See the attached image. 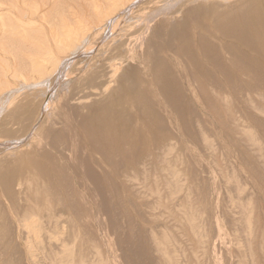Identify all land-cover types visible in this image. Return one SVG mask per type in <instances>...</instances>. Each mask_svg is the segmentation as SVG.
Returning <instances> with one entry per match:
<instances>
[{
	"label": "bare ground",
	"instance_id": "1",
	"mask_svg": "<svg viewBox=\"0 0 264 264\" xmlns=\"http://www.w3.org/2000/svg\"><path fill=\"white\" fill-rule=\"evenodd\" d=\"M1 1L3 0H0V29L14 35L13 38L17 36L19 41L21 38L22 42L27 41L30 46H33L31 48L27 44L33 52L28 53L29 49L24 50L26 54L28 53L26 56L23 55L28 58V65L25 63L28 66L25 73L23 72L25 69L23 71L12 69L15 77L13 85L1 86L4 75L0 74L2 76L0 145H4V148H0V155L5 154L4 158L2 155L0 157V197L6 202L9 212L6 211L9 214L7 216L11 218L8 221L14 222L17 228L15 231H18V234L20 231V235L24 236L22 238L24 243L30 248H33L34 241L39 245L45 244L42 248L47 250L43 259L54 260L53 263H55V254H58L59 264H68L76 257L79 260L76 264H82V262L83 264L95 262L108 264V258L102 254L101 250L82 251L79 247L76 253L73 251L78 233L81 230L91 233V229L96 227L94 224L92 228L93 218L97 216L95 214H101L96 205L98 201L102 205L107 203L110 188H116L114 199L121 201V195L118 194L120 197L118 199L116 191L123 192L127 186L125 182L128 181L130 185L129 182L134 183L143 178V183L147 182L145 180L148 179L145 174L147 165L155 164L161 153L166 155L162 159L165 163L159 159L163 162H160L161 167L164 164L160 171H168L164 175V186L169 188L172 185L175 173L173 174L171 170L167 154L178 137H173L178 133L171 134L175 129L177 130L173 128V125H176L173 119L175 115L181 119L182 123V125L179 123L181 126L178 127L181 128L178 129L183 130L189 135L188 137L196 139V142L206 141L205 135L208 131L211 132L208 130L206 133L205 123L211 126L216 125L219 129L212 126L214 130L217 128L225 134H237L245 130L244 122L247 120L264 130V121L255 117L253 113L254 111L264 113L262 103H257L259 100L253 103L252 99L245 97L253 92L261 96L262 93H258V90L264 88V0H105V3L101 5L92 2L89 19H80L75 12L72 13L73 17H68L69 19L62 16L61 12H54L57 15L54 20L50 15L53 21L48 22V27L44 25V22H47L44 12L49 11L52 5L49 9L44 8V12L41 13L39 10L41 2H38V5L37 0L36 2L28 0L30 4L27 0H11L7 7H3L5 2L2 4ZM42 2L45 5H41V9L47 4L46 0ZM56 2L52 1L54 4ZM58 5L61 4L58 3ZM80 14H83V11ZM8 20L9 23H7ZM34 29L38 31V35L40 34V39L37 35V39L31 37L32 39L29 40L30 32L34 33ZM47 30L50 39L46 34ZM9 34L5 35L9 37ZM18 39L16 45L19 42ZM9 40L8 42L11 41ZM18 47L27 48L23 45ZM10 55L14 54L10 53ZM22 62L24 63V59ZM3 63L6 68L8 63L5 61ZM5 68L1 71L5 72ZM7 69L9 72L8 66ZM219 75L223 76L224 80L220 79ZM239 75H246L249 78L242 85L243 88L239 82L237 83L239 87L235 83L240 78ZM6 81L4 82L7 83L9 80ZM225 85L232 86L231 89L235 94L233 92L228 94L226 91L227 94H225L222 90ZM242 89L246 93L243 91L244 94H241ZM228 95L231 96L230 101L234 98L241 99L242 96L245 99L237 100L235 105L234 103L230 105V101L227 102ZM246 101L249 104L245 103ZM173 114L175 115L172 116ZM175 125L174 127H177ZM207 129H210L209 126ZM19 132L23 133H21L22 136ZM174 138L175 141H172ZM247 146L239 145L240 152L245 153ZM11 149L12 153L9 152ZM163 156L164 154L161 157ZM261 171L260 173L263 174L264 171ZM139 183L142 185V182ZM123 187L125 188L122 191H118ZM133 187L131 190H135ZM163 191L167 193V190ZM160 193L156 192L159 198L164 192ZM165 193L164 196H172L169 190L167 195ZM197 198L199 200V197ZM124 201L125 199L122 200L123 203ZM124 206H120L121 210L125 208ZM3 207H5L4 204ZM6 212L4 210L1 213L4 215ZM2 215L1 217H4L6 214ZM124 217L127 218V216ZM131 218H128L127 222H132ZM210 222L211 220L206 227L210 226ZM99 224L98 221L96 225ZM102 225L100 224L103 228ZM196 228L197 225H194L193 229ZM98 230L95 232L93 229L95 233H98ZM128 233L127 235L130 236ZM63 234H70L74 238L60 239L59 237L64 236ZM88 234L84 235L88 238L94 236L89 237ZM110 234L109 236L112 235ZM85 236L84 239L87 238ZM103 236L102 234L101 237ZM101 237H97L98 240ZM79 238L81 240V236ZM52 240H59L60 243L53 247ZM125 240L123 241L129 243ZM134 241L137 243V240L133 238L130 243ZM136 243L133 246H136ZM101 245L98 246L101 247ZM85 246L83 248H86ZM87 246L89 247V244ZM138 248L135 249L139 250ZM104 250L108 252V249ZM32 251L33 249L28 253ZM205 251L207 253L208 250L205 249ZM112 252L114 253L113 249ZM111 254L109 256H113ZM161 259L158 260L160 263ZM139 260L141 262L143 259ZM145 261L144 264L148 262ZM133 262L136 261L130 264H134Z\"/></svg>",
	"mask_w": 264,
	"mask_h": 264
},
{
	"label": "rangeland",
	"instance_id": "2",
	"mask_svg": "<svg viewBox=\"0 0 264 264\" xmlns=\"http://www.w3.org/2000/svg\"><path fill=\"white\" fill-rule=\"evenodd\" d=\"M10 1L11 0H5V1L3 0V2H5L3 7H7L8 3ZM32 1L29 0V2H32ZM42 1L37 0V2L36 1L35 2H36V4L38 2L39 3L41 2L42 4L40 3V6L41 5L44 6L45 4H43ZM52 1L53 2L57 1V2L54 4V3H52ZM58 1L59 0H50V1L46 0V2H45V0H44V2L47 3L46 7H42V9H41L39 6V10L42 13V12H44V10L46 8L49 9L50 5H52L50 8L51 11L49 9V11L46 10L47 12H44L45 17L47 19V22H44L45 27H48V22H51L54 20V17L57 15V13L55 14L54 12H61L62 16H65L67 18L73 17L72 13L75 12L80 19H86V18L89 19L91 16L89 13L91 12L92 2L93 3L97 2L100 5L105 3V0H92V1L91 0H84V1L83 0H80V1L79 0H74V1L73 0H67V1L61 0L59 2ZM3 2H2V4H3ZM27 2H28V0H27ZM39 3H38V5H39ZM58 3L61 5H58ZM73 3H75V4H73ZM33 4H35V3H33ZM63 4H65V6ZM88 10H89V12H88ZM82 11H83V14H80V13H82ZM48 12L49 13L52 12L53 15L51 13L49 14ZM46 13H48L49 15ZM64 13H65V15H64ZM50 15L53 18V20L50 17ZM7 23H9V20L7 21ZM36 31L37 30L34 29V33H33V31L30 32L31 36H30L29 40H31L32 38L37 39L38 37H39L38 39H40V34L38 35V31L36 34ZM0 32H1L0 35L4 33L3 34L4 37L1 35L2 39L0 36V42H1L0 43L1 44L0 45V58L2 59V60L0 59V65H1V67L5 68L3 65L4 64L3 62L5 61V63H8L7 64L8 68H10L9 72H7L8 69L6 66V68H5L6 71L4 70L6 72V74H5V72L1 71V69L3 70V68L0 67V74L4 75L3 79H2V76L0 75V84H1V79H2L3 84H1V86L2 85L3 86H5V85L10 86V85H13L15 83L14 82L15 77L13 75V72L15 70L22 69L21 71H23L25 69V71H23V72L24 73L26 72V67L28 68V66H26V65H28L27 64L28 58H26L25 56L28 53L33 52V50L31 49L33 46H30V44H28L27 41L23 40V42H22V40H21L22 38L20 39V41L17 38V36H15V38H13L14 35H12L11 33L9 34L8 32L6 33L2 30ZM5 34H7V35L9 34L10 36L8 37ZM46 34L49 37L48 39H50L48 30L46 31ZM37 35H38V37H37ZM10 37H12V38H10ZM9 38L11 41L9 40ZM17 39L19 41L18 42L19 44L17 43V45H16ZM8 40L10 42H8ZM21 42H22L23 47H27L29 45L31 48H29V47H27V48L18 47V45L22 47V45L20 44ZM25 42H26V45L24 46ZM2 45H4L5 47H3ZM15 47H17L18 51ZM14 48L16 51L14 50ZM20 49H23V51H19ZM28 49H29V52L26 54V51H28ZM30 49H31V51H30ZM24 50H26V51H24ZM10 53L14 54V55L12 56V55H10ZM19 53H21V54L19 55ZM21 55H22V57H21ZM23 55H25V56L23 57ZM25 58L27 59V61ZM19 59H20V62H19ZM23 59H24V63L22 62ZM6 60L7 61L9 60V61L7 62ZM1 61L3 64L1 63ZM16 61H18V63ZM21 62L23 63L24 66L19 65V63L22 64ZM9 63L11 64V66H9L10 65ZM25 63H26V65H25ZM14 65H15V68H14ZM18 67H20V68H18ZM22 67H24V68H22ZM10 76H11V78H10ZM238 77H240V78H238ZM238 77H237L238 79L236 78L237 82L235 81V83L237 86L240 83L239 85H241V88H243L242 85H244L246 80L248 81L249 78H247L246 75H239ZM219 78L224 80V77L221 75H219ZM3 80L4 81L9 80V81L8 82L6 81L7 83H5ZM231 88H232V86L229 87V85H225V86H223L222 90H224V92L226 91L228 94L229 93L231 94V92H233ZM243 91H244V89H242L241 94H244ZM226 92H225V94H227ZM258 93H262L261 96L262 95L263 96L261 97L259 94L256 93L257 94L256 95L253 92V93H251V95H249V96L246 95L245 97H247V99H248V97H249V99H252L253 103H256V101L259 100L257 103H259V104L262 103L261 105H263V107H264V102H262V101H264V88H260L258 90ZM241 94L240 95L238 94V96H241ZM242 97L243 98H241V99L244 100L245 97L244 96H242ZM229 98H231L230 95H228V97H227V102L230 101ZM232 98H234V97H232ZM241 99H239V98L236 100H235V98L231 99L229 104L232 105V103H234L233 105H235L236 101L241 100ZM232 100H233V102H232ZM247 102L248 101H246L245 103H247ZM247 104H249V102ZM241 108L245 109L246 107H241ZM253 113H254L255 117H258V119H262L264 121V113L260 114L259 111H254ZM174 115L175 114H173L172 116H174ZM173 119H175V121H176L175 122L176 125L175 124L174 125L177 126V127H174V125H173V128H177V130L176 129L174 130L172 128L174 131L171 132V134L175 135V133L176 134L178 133L179 135L178 134L175 136L172 135L175 138H176V136H178V137L176 138L177 139L176 143L174 142V144H173V142H172V144H173L172 149L167 154V156H168L167 159L169 160V163L172 164V165L170 164L171 170H172L173 174L175 173L174 177L172 178V183H171L172 185L169 188H165V186H164L165 185L164 180H163L164 175L167 174L168 171L167 170L160 171V168L162 169V167H164V164L161 167V163H163V162L165 163V161H163L162 159L166 155L165 153H163L164 156L161 157L163 155L161 153L160 155H158L159 158L156 160L155 164L147 165V170H146L147 173H145V174H146V178L148 177V179H145V180H147L148 184L146 181H144V183L146 182L145 184H147L146 186L143 183V179H144L143 178V179H140V181H138V180L135 181L134 183L129 182L130 185H128V181H127L124 183L125 185H127L126 189L123 190L125 188V187H123L121 190H118V191L123 190V192L118 193L116 191L117 197L119 196L118 194H120L121 195L120 197L122 198V200L125 199L124 203L126 202L125 203L126 205L122 202V200L120 201V199H119L120 197H118L119 200H116L117 198L114 199V197L116 196L114 194L115 193L114 190H116V188H114V189L110 188L111 190L108 191L109 196L107 194V196H108L107 197V203L102 205L98 201V204L96 206L99 208V210H100L99 212H101V214L103 213V215H101L100 213H99L100 216L98 214H95L97 216H94V218H93L94 221H93V226H92V228H93L94 224H95V226L97 228L94 227L93 229H95V232L97 229H99L97 231L98 233H95L93 231V229H91V231H92L91 233L84 230L86 232L85 233L83 230H81L80 233H78V237H77V241H79V242L75 241L76 247L74 245L73 251L76 253L77 252L76 250H78L79 247L81 248L82 251H89L90 250V252H94L97 250L98 251L101 250L102 254L105 257L107 256L106 258H108L107 259L108 264L110 262H111V264H124V263L130 264L132 261H136L135 263L133 262L134 264H136V263H140V264L143 263L144 264L145 260L148 261L145 264H150L151 261L153 263L155 260L157 262L155 261L153 264H155V263L156 264H237V263L238 264H248V263L249 264H259V263L264 264V218H263L264 217L263 216L264 215V191H263L264 190V183H263L264 182V180H263L264 179V175H263L264 174V172H263L264 171V163H263L264 162V160H263L264 159V130L261 127H259L257 124H255L253 122H249L247 120L246 122H244V125L246 126L245 130H243V131L241 130L237 134H225V132L219 131L218 130L219 128L216 125L212 124V126H215L218 128V129L216 128V130H214V128L210 124L205 123L204 127H206V133L208 130H211V132L208 131V133H207V135L209 137L207 135H205L206 139H207L206 141H200V142L197 141L196 142V139H192L191 137H188L189 135L185 134V132L183 130H181V131L179 130L181 127H178V126L182 125L181 119L180 118L178 119V117L176 115L174 116ZM179 123H181V125ZM208 126L210 129H207ZM22 132H19V134H21ZM210 133H211V135H210ZM22 134H21V136H22ZM17 136L20 137V135H18V134H17ZM28 138H26V140ZM175 138L172 139V141H175ZM178 140H180V141H178ZM229 140L232 141V143ZM207 141L209 142V145H208ZM201 142L203 144L205 143V145H207V146L203 145ZM241 143H243V144H241ZM239 145H242L245 147L248 145L246 150H245V153L240 152ZM0 146H1L0 148H4V145H0ZM205 147H207V148H205ZM207 149H208V151H207ZM13 151L15 152V150H13ZM9 152L12 153V149ZM171 154H173V155H171ZM1 155H0V157H1ZM3 156H5V154L2 155V158H4ZM171 156H172V158H171ZM255 157H257V158H255ZM159 159H161L163 162H161ZM170 160H171V162H170ZM261 160H262V162H261ZM158 161H159V163H158ZM257 164H259V165L257 166ZM157 165H159V166H157ZM249 166L251 169L249 168ZM187 167H189V168H187ZM204 167H206V168L204 169ZM252 167H255V168H252ZM261 169H262V171H261ZM255 171L258 173H256ZM260 171L263 172V174L260 173ZM252 173H255L256 175L255 174L252 175ZM258 174L259 175L261 174L263 176H261V175L259 176ZM149 177H151V178H149ZM259 177H261L263 179L261 180ZM196 179L199 182H197ZM252 179H254V180H252ZM139 182H142V185H144V186H142ZM188 182L190 184H188ZM194 183H196V184H194ZM134 184H136V185L134 186ZM198 186H200L202 188H200ZM132 187L135 190H131ZM196 188H199V190L198 189L196 190ZM163 190H167L166 191L167 193L169 190V194L172 193L171 194L172 196H170V197H169V195L164 196L163 194L165 193V191H163ZM170 191H172V192H170ZM133 192H134V194H133ZM156 192H161V193L164 192V193L163 194L160 193L161 196L159 198L156 196ZM198 192L199 193L202 192V193L199 194ZM122 193H123V196H122ZM167 193H165V194L167 195ZM194 194H196V195H194ZM214 194H216L217 196ZM125 195H126V197H125ZM255 195H256V197H255ZM130 196L132 197V199ZM134 196L136 198L138 196L139 197L136 199ZM166 197H169V198H166ZM197 197H199V200H197L198 199ZM234 197H236V198H234ZM0 199H1L0 204L2 205V206L0 205V207H2V209H0V264H31V263L32 264H38V262H39V264H59L58 263L59 255L58 254H55L56 257L53 254L54 257L56 258L55 263H53L54 260L50 261L49 259H47V260L43 259L44 254L46 253V250H47V248L46 249L42 248V247H45L44 243L43 244L41 243L39 245L38 242H36L37 243L36 244L34 241V242H32L33 248L28 247L24 243V240L22 239L24 236L22 237L20 235V231H19V234L17 233L18 231H15V230H17V228H16V225L14 224V222H12V223L9 222L11 218L9 219L10 216H7V214L9 212L6 208V202H4L5 200L2 197H0ZM127 199L130 201V203H128L129 201ZM130 199L133 201L131 202ZM2 200H3V202H1ZM116 201H117V203H116ZM176 201H178V202H176ZM184 201H186V203ZM112 202H113V204H112ZM118 203H119V206H117ZM208 203L210 205H208ZM3 204L5 205V207H3ZM136 204H138V206ZM101 206H102V208H101ZM105 206L107 208L109 207L108 208L109 210L107 208H105ZM120 206H122V207L124 206L125 208L123 210H121ZM126 208H128V209H126ZM201 208H204L205 210L204 209L201 210ZM4 210H5V212L6 211L8 212V213L7 212L5 213L6 215L3 213L5 216L2 215V213H1V212H4ZM126 212H127V214H126ZM1 215L4 217H1ZM131 215H133L132 218H131ZM138 215H140V216H138ZM6 216H7V218H6ZM124 216H127V218ZM208 216L210 217V219ZM119 217H121V218H119ZM205 217H206V219L208 218L207 219L208 221L205 219ZM128 218H131L130 220H132L133 223L131 221H130L131 223L129 221L127 222V220H129ZM202 218H204V219H202ZM234 218H235V221H234ZM101 220L103 223L105 222L104 223L105 226H107L110 230L104 226V224L101 222ZM210 220H211L210 226L206 227V226H208V223ZM98 221L101 225L103 224L102 226H103V228L105 227V230H103V228L100 226V224L96 225V224H98ZM109 221H111V222H109ZM203 223H204V225H203ZM109 224H110V226H109ZM133 224H134V226L136 225L138 227H136V226L134 227ZM194 225H197V228H196L197 230L193 229ZM258 226H260V227H258ZM98 227H100V228H98ZM133 227L136 231L133 229ZM129 228H131V230ZM206 228H207V230H205ZM230 228L233 231L230 230ZM100 229H102V231H100ZM129 230L131 233L130 232L128 233ZM82 231H83V234H82ZM105 231L107 234L105 233ZM118 231H119V233H118ZM93 232H94V234H93ZM114 232H116V233H114ZM156 232H157V234H156ZM13 233H14V235H13ZM16 233H17V235H15ZM127 233L130 234V236H128ZM140 233L145 235V236L141 235ZM206 233H207V236H206ZM229 233H230V235H229ZM81 234L82 235L88 234L89 237H92L93 235L94 236L92 238H88L87 235L86 236L84 235L85 237H87L84 239V236L82 237ZM90 234H91V236H90ZM95 234H98V235L95 236ZM102 234L104 235L103 236L104 238L105 237H107V238L104 239L103 237H101ZM109 234L111 236H109ZM158 234H160V235H158ZM201 234H202V236H201ZM22 235H24V234H22ZM63 235L64 236L61 235V237H59V238L60 239H63L64 237L65 238L68 237V239L74 238V237L70 236V234H63ZM131 235H133V236H131ZM136 235L137 236L139 235V236L137 237ZM16 236H18V237L20 236L21 239H20V237L18 239V237H16ZM79 236H81V240H80ZM99 236L101 237V238H99L100 240H98V238H97ZM127 236H128V239H126ZM140 236H141V238H139ZM211 236H212V238H211ZM130 237H131V240H130ZM227 237H228V239H227ZM132 238H133V240H137V243H136V241H134L133 243H130V241L132 242ZM17 239L19 240V242L17 241ZM52 239H54V238H52ZM86 239L87 240L93 239L92 241L94 244L92 243V241H90V240L87 241ZM209 239L211 240L210 244H209V242H210ZM84 240L87 241L86 244H85L86 241L84 242ZM123 240L128 241L130 244L124 242ZM205 240H207V242ZM99 241L102 243H100ZM108 241L110 243H107ZM88 242H91L92 245H91V243H88ZM98 242H99V244H102L101 247L98 246L99 245ZM33 243H34V245H33ZM59 243H60L59 240H57V241L52 240L51 244L53 245V247H56V245H58ZM79 243H80V245H79ZM83 243L86 246L85 245L81 246V244H83ZM134 243H136L137 245L133 246V245H135ZM156 243H158L159 245H157ZM88 244H89V247L87 246ZM144 244H146V245H144ZM148 244L150 247L148 246ZM84 246L87 249L83 248ZM114 246H116V247H114ZM203 246L205 249L208 250L207 253H206L205 249L203 248ZM24 247H26V248L28 247V248L26 249ZM98 247L100 249H98ZM103 247H104V249L106 248V250L108 249L107 253L104 249L102 250ZM161 247H162V249H161ZM216 247H218V248H216ZM94 248H96V249H94ZM135 248H138L139 250H137ZM146 248H148V249H146ZM150 248H152V249H150ZM30 249L31 250L33 249V251H32L33 253L30 252L32 254L28 253L29 251H31ZM84 249H86V250H84ZM112 249H113L114 253H116V252L117 253L114 254L112 252ZM123 249H124V251H123ZM125 249H127V250H125ZM140 249H142V250L140 251ZM257 249H258V251H257ZM109 250H111V251H109ZM146 250H148V251H146ZM236 250H238V251H236ZM128 251H130V252H128ZM138 251H140V253L142 255H140V253ZM110 253H112L113 256H109ZM231 253L233 255H231ZM117 254L119 255V257ZM124 254H126L129 258H127V256H125ZM121 255H122V257H121ZM161 255H163L162 259H164V260H162L160 258ZM35 256H36V258H35ZM123 256L125 257V260L128 261V263H127V261L124 260ZM144 256H146V257H144ZM116 257H117V259H114ZM135 257L138 258V260L140 258L143 260H141V262H140V260L138 261ZM216 257H218V258L220 257V258L218 259ZM232 258H234V260ZM257 258H259V259H257ZM160 259L162 261L161 263L158 261ZM77 260L78 259L76 257V258H74L73 261L72 260L69 261L68 264H76L79 261V260L78 261ZM118 260H119V263H117ZM112 261H113V263H112ZM114 262H116V263H114ZM82 264H83V262H82ZM93 264H99V263L95 262Z\"/></svg>",
	"mask_w": 264,
	"mask_h": 264
}]
</instances>
